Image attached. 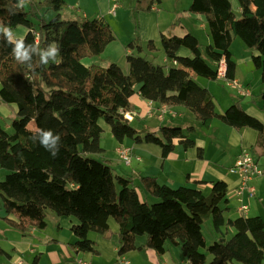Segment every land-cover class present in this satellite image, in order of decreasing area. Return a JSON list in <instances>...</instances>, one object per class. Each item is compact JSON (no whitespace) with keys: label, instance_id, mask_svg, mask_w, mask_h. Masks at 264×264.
Listing matches in <instances>:
<instances>
[{"label":"trees","instance_id":"16d2710c","mask_svg":"<svg viewBox=\"0 0 264 264\" xmlns=\"http://www.w3.org/2000/svg\"><path fill=\"white\" fill-rule=\"evenodd\" d=\"M237 2L240 18L230 0H193L189 11L205 17L212 45L204 47L192 34L163 36L160 45L170 65L130 54L128 71H124L116 63L102 67L83 62L101 56L115 41L104 20L64 21V0H28L21 9L15 7L17 0H0V24L13 31L24 27L25 44L41 49L51 43L60 46L56 62L42 65L39 57L33 56L32 66L27 67L14 59L13 45L0 36V100L18 109L11 132L0 124V169L7 173L0 182V195L7 216L19 217V221L7 217L10 224L26 234L33 228L46 230L48 211L76 218L73 247L95 252L89 235L109 237V221L114 219L119 225L120 258L137 249L163 256L171 243L190 264H263L264 220L246 216L226 220L225 182L214 183L212 194L206 196L196 188L174 189L153 177H142L141 188L156 201L150 204L140 197L133 178L115 175L109 164L94 157L104 153L101 122L111 127L119 143L132 139L156 144L164 158L174 151L176 142L184 149L195 146L179 126H163L160 135L147 132L142 136L124 116L134 111L130 100L135 94L160 106L184 107L206 128L219 120L264 136V124L239 102L218 112L211 93L194 79L217 81L218 64L225 59L226 78L235 80L232 46L234 39L240 38L256 52L252 62L264 85V0ZM161 4L162 0H150L143 10L150 12ZM129 47L142 50L136 42ZM147 48L154 51L156 43L149 41ZM182 48L190 50L191 57L180 56ZM259 96L264 102V91ZM40 130L60 136L55 157L32 141ZM209 219L219 240L207 246L202 227ZM228 229H234V234L229 236ZM143 236L146 243L138 248L136 241ZM203 249L212 256L211 262ZM4 254L0 249V255Z\"/></svg>","mask_w":264,"mask_h":264},{"label":"crops","instance_id":"0c3cea01","mask_svg":"<svg viewBox=\"0 0 264 264\" xmlns=\"http://www.w3.org/2000/svg\"><path fill=\"white\" fill-rule=\"evenodd\" d=\"M116 5H118V8L116 10V15H114L112 13V9ZM162 5L164 6L163 0ZM98 8L99 11H101L100 5H98ZM106 8L107 15H103L98 19H102L108 23L106 19H108L107 16H109L115 21V25H119L125 14V11L122 10H126V6L123 5V2H119V0H108ZM129 8L131 9V6ZM92 10H94L93 5ZM162 12L163 9L156 7L150 12H139V17H137L136 14L138 12L136 13V11H131L130 16H133V19H136V21L139 19V24L138 26L136 24L135 30L126 34L125 45L124 43H122V45L125 49L129 42L131 43L136 40L135 42L140 45L142 50H139L138 48L126 49L127 55L140 54L142 56H146L149 60H152L155 63H157L155 60L156 58L151 59V57L158 56L162 58L157 64L170 65V61L166 58L161 48V38L163 36L173 35L178 37H184L187 34H192L193 36L196 35L194 34V26L191 24L188 25V23L187 25H181L180 21L175 18L162 23ZM167 12L168 16L172 14V12ZM186 12L187 16H201L194 15L190 13V11ZM83 17L89 18V15L84 14ZM126 17L129 21L128 13H126ZM108 24L113 31L115 27H112L111 23ZM26 32V29H24V31H19L20 35H18V37H24ZM196 36L202 44L199 36ZM206 38L208 43L206 46L212 45L213 41L210 34H207ZM149 41H154L156 43V49L154 51L147 48ZM115 42H117L116 38L114 43ZM111 44L107 46L104 53H106L109 47L112 46ZM179 55L182 57H191V52L186 48H182L179 51ZM247 55L246 60H235L234 54L233 58L237 65L235 80L240 83L243 82V87L250 91V95L242 96L236 90V95L226 93V97L223 101L221 98H218L216 94L217 88H214V83L218 82L222 78H219L217 81L207 80V85H203L198 80L194 79L200 86L206 88L212 96L213 94L216 95L217 98L215 96H213V98L218 112L223 113L229 106L239 102L248 114L257 118L264 124V111L262 110L261 112H257V106L254 107L257 101L255 100L256 96L254 97L255 93L252 90L251 83L245 79L240 81L238 77L239 64L244 61H251L252 63V56L256 55V52L248 49ZM99 57L100 56L85 58L83 62L87 66L99 65L102 67H108L110 64L115 63L112 61L107 62V64H102L104 62L96 61V58ZM124 69V71H128L127 63ZM258 72H255V75ZM261 89L262 88H260V90ZM244 98H250L252 104L243 105L242 100ZM258 98L261 99L260 96H258ZM130 102L134 105V111L129 112L133 115V120L130 123L137 124V129L141 132L142 136L147 132H154L160 135V129L163 126H179L195 142V146L189 149H184L179 142H176L174 151L164 158L163 151L160 146L145 142L139 143L132 139H129L128 142L126 139L122 143H116L115 153L117 157L113 156L107 158L105 153L106 149L103 147L102 143L101 146L104 148V153L95 155L94 157L109 164L115 175L133 178L134 186L137 188L141 198L144 194L149 196V193L141 188L139 179L142 177H153L157 179L158 183L174 189L183 186L196 188L201 190L206 196L212 194L214 183L222 181L226 183L228 188V203L225 206L227 210L224 213V216L226 215V220L241 216L261 217L264 220V176L257 177L251 181V186L255 188V195L250 197L248 193H245L241 201L237 195L241 178L239 175L230 172V169L234 167L237 158L244 151L251 154L258 162L259 167L264 171V136L260 134V132L251 128L235 129L223 124L219 120H214L210 127L206 128L188 109L184 107L168 108L164 115H162V106L143 99L139 94H135L131 98ZM263 108L264 104L261 109ZM17 111L18 109L15 104L7 105L0 100V119L6 118L5 121L10 120L12 123L13 119L17 116ZM100 124L103 128L102 136H109L110 132L112 134L111 127L109 125L105 122H101ZM101 139L103 140V137H101ZM119 146L128 147L132 150L133 160L130 166L125 165L118 155L117 148ZM138 158L141 160L139 161ZM144 197L145 198H142V200L145 199V201L149 202L150 199L146 195H144ZM241 205H245L249 209L244 215H242L239 211V207ZM7 217L13 221H19V217L16 215ZM5 220L10 228L7 229L9 234L11 232L10 230H16V233H13V238H11L8 242L9 245L13 247L12 254L6 248L0 246V249L6 253L4 255H0V263L2 264H14L17 260H20L23 255H36L39 251L41 253L37 254L35 258V260H38V264H77V260L79 259L85 260L90 264H98L99 260L100 262L103 261V263L106 262L108 264H121V260L123 259V257L120 258L118 254L119 225L114 219H110L109 221L111 231L109 237L95 233H91L89 235L90 239L95 244V252H80L73 247V245L77 242V238L72 231V228L78 224V220L76 218L59 217L58 224L53 229L52 233L49 232L50 229L49 226H47L44 231H37L33 228L26 234H23L18 229L13 227L7 219ZM227 233L231 236L233 233L232 229H228ZM145 243H143L140 247L144 246ZM136 251H139V254L143 259L146 258V254L148 255L149 252L152 254L150 255L152 256V260H147L146 264H184L183 258L187 260L183 253H180L182 251L179 247H176L175 250L168 248L166 254L163 256H160L153 250L137 249L134 252ZM46 253H48L49 258H46ZM132 253L133 251L126 254L124 258L126 256L129 257ZM44 257L46 259H44ZM126 262L129 264L131 262L134 263L132 258ZM188 264L190 263L188 262Z\"/></svg>","mask_w":264,"mask_h":264},{"label":"rangeland","instance_id":"374dc122","mask_svg":"<svg viewBox=\"0 0 264 264\" xmlns=\"http://www.w3.org/2000/svg\"><path fill=\"white\" fill-rule=\"evenodd\" d=\"M65 1V6L64 9L61 12V16L62 19L64 21H82L84 19H88V20H94V19H98L99 17H102L103 15H107V4H108V0H64ZM193 0H163L164 6L161 4L160 6H158V8L163 9V12L161 13V22L165 23L167 20L173 19L175 18L176 20L180 21L181 25H188L191 24L192 26H194V34L198 35L203 46L205 47L207 43V34H210L209 32V28L207 26L206 23V19L204 16H187V12L189 11V8L192 4ZM232 3V9L234 14L236 15L237 18L241 17L240 14V9L238 7V2L237 0H230ZM119 2H123V5L126 6V10H122L125 11V14L121 20V23L119 25H115V21L112 20L109 16H107L108 19H106V21H108V23H111L112 27H115L113 30L114 36L117 39V42H113L109 47V49L107 50L106 53H103L102 56H100L99 58H96V61L99 62H104L102 64H107V62H115L116 64H118L121 68H125L126 67V63H127V56L130 54H126V49H132L129 47L130 42L127 44V46L123 47L122 43H124L125 45V40H126V34L129 33L132 30H135L136 28V24L138 26L139 24V19L134 20L133 16H130L131 11L134 12L136 11V15L137 17H139V12L144 11L143 9L148 6L150 0H119ZM94 7V10H92V5ZM98 5H100L101 7V11H99ZM131 6V9L129 8ZM156 8V7H155ZM172 12V14H170L168 16V12ZM176 11V12H175ZM178 11V12H177ZM126 13L129 14V21L127 20L126 17ZM84 14H88L89 18H85L83 17ZM184 14V16H183ZM111 22H110V21ZM163 25V24H162ZM204 26V27H203ZM24 27H20L17 30L13 31L15 36L18 37V35H20L19 31H24ZM195 35V36H196ZM197 37V36H196ZM136 41V40H135ZM135 41H132L131 43H135ZM136 48V47H135ZM232 53L234 54V58L235 60L241 61V60H246L247 59V54H248V48L245 46V44L243 43V41L240 38H235L234 39V43L232 46ZM136 55V54H135ZM98 57V56H97ZM156 58V59H155ZM162 57H151V59H155L157 63H159L161 61ZM86 61V60H85ZM87 62V61H86ZM253 63V62H252ZM251 61L249 62H243L239 64L238 67V77L240 79V81L248 80V82L251 83L252 85V90L254 91V97L256 96L255 100L257 101L254 105V107H256L257 112H261L262 111V106H263V100L259 99L258 96L261 94V92L264 91V85L262 84V81L260 79V72H258V70L255 69V67L252 65ZM125 70V69H124ZM255 72H258L255 75ZM196 80H198L201 84L203 85H207L208 81L207 79L201 78V77H195ZM243 83V82H242ZM214 88H217L216 94L218 96V98H221L223 101L226 97V93H231L233 95H236V89L235 88H231L229 86V81L221 79L218 82L214 83ZM260 88H262L260 90ZM213 94V93H212ZM213 96L216 97V95L213 94ZM244 96V95H243ZM217 98V97H216ZM242 104H252L251 99L250 98H244L242 100ZM247 112V111H246ZM6 118L0 119V124L6 128L7 130H9L11 132V121H5ZM104 123V122H102ZM133 127L137 128V124H131ZM30 128L35 129L34 124H30L29 125ZM113 134L110 135H106V136H102L103 140L101 139V143L103 145V147L106 149V157H117L116 153H115V147H116V143L118 142L116 139H114V136H111ZM127 141L129 142V139H127ZM102 147V148H103ZM103 148V149H104ZM241 155V154H240ZM239 155V156H240ZM238 159V158H237ZM237 161V160H236ZM236 163V162H235ZM6 172L2 169H0V182L4 180L5 176H6ZM261 179V178H260ZM263 179V178H262ZM146 195L150 200L149 203H153L155 200L154 198H152L150 195L148 196ZM144 195H142V198H145ZM145 200V199H143ZM156 202V201H155ZM226 216V215H225ZM228 216V214H227ZM7 218V214L4 208V203H3V198L0 195V246L3 248H6L11 254L13 253V247L9 245V240H11V238H13V233H16V230H10V234L8 232L7 229H10L8 226V223L6 222ZM58 219L59 217L52 211H48L47 212V223L49 226V232L52 233L53 229L57 226L58 224ZM202 231L206 240V244L207 246L212 245L215 241L219 240V237L215 234L214 230H213V226H212V222L211 220H207L203 227H202ZM234 234L235 230H232ZM146 241V237H139L137 239V246L140 247L143 243H145ZM168 248L171 249H176V247H174L171 243L167 244V250ZM178 249V248H177ZM180 251V250H178ZM152 253H154L153 251H151ZM203 252L207 255L208 257V262H211L212 260V256L210 255V253L208 252L207 249H203ZM41 253L40 251L38 253L35 254H27V255H23L21 257V261L24 264H34V260L37 256V254ZM182 253V252H180ZM46 258H49L48 253H46ZM152 254H150V252L148 253V255L146 254V258L143 259L142 256L139 254V251H136L129 256V257H123L122 262H125L130 260V258L133 259L134 263L131 262L130 264H146L147 260H152V256H150ZM44 257V259H46ZM43 259V260H44ZM184 264H188V261L186 259L183 258ZM7 262V261H6ZM98 264H108L106 262L103 263V261L100 262V260L98 261ZM233 264H243L240 262L235 261Z\"/></svg>","mask_w":264,"mask_h":264},{"label":"built area","instance_id":"2783aa9c","mask_svg":"<svg viewBox=\"0 0 264 264\" xmlns=\"http://www.w3.org/2000/svg\"><path fill=\"white\" fill-rule=\"evenodd\" d=\"M116 1V0H115ZM118 8V5L114 6L112 9V13L116 15V10ZM175 65L176 62H174ZM226 61L225 59H222L218 64V77L225 79L229 81V86L232 88H235L237 92L240 95H250V91L243 87L242 83H240L237 80L230 81L226 78ZM168 110L167 106H162L161 114L164 115V113ZM125 118L127 121L131 122L133 120V115L129 112L125 113ZM117 153L122 159L123 163L127 166H130L133 160L132 157V150L128 147L119 146L117 148ZM140 161L141 159L138 158ZM231 173L237 174L241 178L240 187L238 189L237 195L242 201V197L245 193H248L250 197H253L255 195V188L251 186V181L257 177H260L263 175V172L260 170L258 163L254 159V157L249 154L247 151H244L241 153V155L238 157L234 167L230 169ZM248 207L245 205H241L239 207V211L242 215L246 214L248 212ZM123 260V259H122ZM121 264H129L128 262H122ZM14 264H23L21 260H17ZM77 264H90L86 262L85 260L79 259L77 260Z\"/></svg>","mask_w":264,"mask_h":264},{"label":"clouds","instance_id":"9594fccd","mask_svg":"<svg viewBox=\"0 0 264 264\" xmlns=\"http://www.w3.org/2000/svg\"><path fill=\"white\" fill-rule=\"evenodd\" d=\"M28 0H17L15 7L17 9L23 8ZM0 36L7 40L12 47V56L14 59L27 67L32 66L33 56L39 57V62L42 65H47L49 61L56 62L59 57L60 46L56 43L49 44L46 48L41 49L34 44H25L24 37L15 36L10 26L0 24ZM32 141L45 148L53 157L59 152L60 136L53 134L51 130H40L39 134L31 137Z\"/></svg>","mask_w":264,"mask_h":264}]
</instances>
